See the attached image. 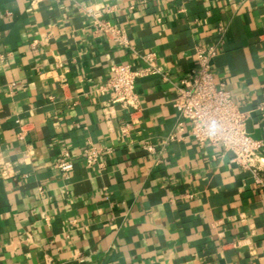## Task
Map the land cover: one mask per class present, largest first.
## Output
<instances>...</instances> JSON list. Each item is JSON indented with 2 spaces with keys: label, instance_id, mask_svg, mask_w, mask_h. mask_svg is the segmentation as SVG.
Listing matches in <instances>:
<instances>
[{
  "label": "crops",
  "instance_id": "0c3cea01",
  "mask_svg": "<svg viewBox=\"0 0 264 264\" xmlns=\"http://www.w3.org/2000/svg\"><path fill=\"white\" fill-rule=\"evenodd\" d=\"M84 7L109 9L167 74L136 80L137 111L102 87L112 65L141 64ZM198 47L264 158V0H0V264H264V191L177 126ZM88 142L111 149L94 167Z\"/></svg>",
  "mask_w": 264,
  "mask_h": 264
},
{
  "label": "built area",
  "instance_id": "2783aa9c",
  "mask_svg": "<svg viewBox=\"0 0 264 264\" xmlns=\"http://www.w3.org/2000/svg\"><path fill=\"white\" fill-rule=\"evenodd\" d=\"M81 13L91 22L95 33L102 34L107 40L128 49L132 59L141 64L140 69H134L129 63L112 65L110 77L102 87L104 91L111 93L112 105L137 111L139 100L136 80L147 75H160L164 81H168L167 74L156 65L153 53H139L129 45L124 31L106 19L105 15L109 13V9L100 11L84 7ZM214 55V48L196 49V67L192 77L180 82L177 87L178 97L173 103L178 113L177 126L183 130L184 122L189 123L191 137L200 146H222L225 152L232 155V162L241 170L250 173L255 185L264 191L263 144L247 131L248 115L240 110L228 91L216 85L211 70ZM110 117L107 110L105 119L110 120ZM142 148L148 153L155 152V148L148 144H144ZM108 152H111V149L97 148L88 142L82 152V158L88 167H94L99 163L101 156ZM56 168L62 174L68 175L73 171L74 163L70 156L64 153L56 163Z\"/></svg>",
  "mask_w": 264,
  "mask_h": 264
},
{
  "label": "clouds",
  "instance_id": "9594fccd",
  "mask_svg": "<svg viewBox=\"0 0 264 264\" xmlns=\"http://www.w3.org/2000/svg\"><path fill=\"white\" fill-rule=\"evenodd\" d=\"M212 128H213V130H214V128H215V124H214V122H213Z\"/></svg>",
  "mask_w": 264,
  "mask_h": 264
}]
</instances>
